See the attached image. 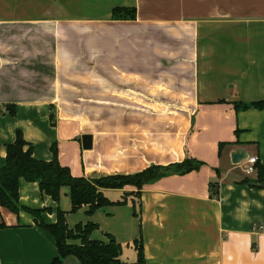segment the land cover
Wrapping results in <instances>:
<instances>
[{
	"label": "crops",
	"instance_id": "crops-1",
	"mask_svg": "<svg viewBox=\"0 0 264 264\" xmlns=\"http://www.w3.org/2000/svg\"><path fill=\"white\" fill-rule=\"evenodd\" d=\"M115 7H134L136 18L114 19ZM260 100L264 0H0V166L18 130L37 159L52 160L55 143L75 176L203 162L145 184L140 197L133 186L104 190L138 203L132 219L146 264H264V188L244 182L257 171L231 156L243 148L264 165V109L235 107ZM20 204L57 220L58 203L38 181L20 179ZM59 206L70 227L92 217L91 237L105 234L93 239L122 241L107 221L122 205L70 212L63 187ZM131 249L124 264H138ZM57 255L32 213L0 205V264H50Z\"/></svg>",
	"mask_w": 264,
	"mask_h": 264
},
{
	"label": "trees",
	"instance_id": "trees-1",
	"mask_svg": "<svg viewBox=\"0 0 264 264\" xmlns=\"http://www.w3.org/2000/svg\"><path fill=\"white\" fill-rule=\"evenodd\" d=\"M114 19H134L136 9L134 7H115L113 9ZM256 107L264 109V101H253L251 103H235L236 109ZM54 158L50 161L37 159L34 156L33 145L28 142L18 130L14 142L7 145L6 163L0 166V205L18 213L21 208L32 213L37 224L48 230L56 239L58 255L50 264H66V259L74 257V264H124L121 259L122 245L116 237L107 233L106 240L93 239L91 234L99 228L98 223L87 221L77 223L70 227L67 221L68 211L59 206L63 187L69 188L71 198L70 212H77L87 207L88 215L94 214L98 209L123 205L127 202V196L118 201H113L104 193L108 188L123 189L133 186L136 197L141 196V190L145 184L153 183L161 177L171 174H186L198 170L203 164L194 157H186L183 161L169 165H151L144 170L134 174H113L99 178H88L86 176H75L68 166L61 164L57 145L51 146ZM257 177L253 180L244 179L251 186L264 188V165L255 163ZM27 181H38L43 193L50 195L58 203L57 220L47 223L42 218L43 209H32L20 204V179ZM218 192V185H212ZM138 215L137 211L134 212ZM134 245L138 252V264H146L144 259V247L141 237L135 239Z\"/></svg>",
	"mask_w": 264,
	"mask_h": 264
},
{
	"label": "rangeland",
	"instance_id": "rangeland-1",
	"mask_svg": "<svg viewBox=\"0 0 264 264\" xmlns=\"http://www.w3.org/2000/svg\"><path fill=\"white\" fill-rule=\"evenodd\" d=\"M105 209H107V211L111 210V208H109V207H105ZM135 209L139 213V206H138V203H136V202L128 204L127 206L126 205H122V206L118 207V209H115L114 212H116V217L107 220L108 224H109L108 228H111L112 230L118 232L119 236L117 238H118V240L121 238V240L123 241L124 245L122 247L126 251V254L128 252L132 251L131 247H133V243H134V240H132V237L133 236H137V238L139 237V234L136 231L137 230L136 222H135V220L132 219L133 216H134V218H137L138 215H131L130 216L128 214L129 212H134ZM79 215L81 216V214H79ZM76 218L78 220V217H76ZM97 218L99 220V215L97 216ZM125 218L128 219L127 222L128 221H132L133 225L131 226L129 223H125L126 222V221H124V220H126ZM88 219H90L91 221H94V218H92V217H89ZM88 219L85 216V218H83V220H84L83 222L87 223ZM99 222H102V224L104 226V229L107 228V225L105 224L104 221L100 220ZM125 224H128V225L125 226ZM92 237L93 238H104L105 239V234H102V232H100V231H96V232H94ZM130 240H132V241H130ZM122 241H120L119 243H121ZM128 243H130V248L128 247Z\"/></svg>",
	"mask_w": 264,
	"mask_h": 264
},
{
	"label": "water",
	"instance_id": "water-1",
	"mask_svg": "<svg viewBox=\"0 0 264 264\" xmlns=\"http://www.w3.org/2000/svg\"><path fill=\"white\" fill-rule=\"evenodd\" d=\"M82 144L84 149L92 148V135L91 134H84L82 136ZM232 161L233 163H241L249 158L248 153H246L245 149L239 148L232 152Z\"/></svg>",
	"mask_w": 264,
	"mask_h": 264
},
{
	"label": "built area",
	"instance_id": "built-area-1",
	"mask_svg": "<svg viewBox=\"0 0 264 264\" xmlns=\"http://www.w3.org/2000/svg\"><path fill=\"white\" fill-rule=\"evenodd\" d=\"M257 160H258V157L257 156H252V157H249L247 159V161L249 163V167L247 168V171L248 172L256 171L255 163L257 162Z\"/></svg>",
	"mask_w": 264,
	"mask_h": 264
}]
</instances>
